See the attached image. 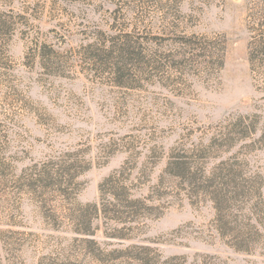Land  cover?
Listing matches in <instances>:
<instances>
[{
  "label": "rangeland",
  "instance_id": "obj_1",
  "mask_svg": "<svg viewBox=\"0 0 264 264\" xmlns=\"http://www.w3.org/2000/svg\"><path fill=\"white\" fill-rule=\"evenodd\" d=\"M255 4L0 0V264H264ZM192 33L225 36L221 71L178 61Z\"/></svg>",
  "mask_w": 264,
  "mask_h": 264
},
{
  "label": "trees",
  "instance_id": "obj_2",
  "mask_svg": "<svg viewBox=\"0 0 264 264\" xmlns=\"http://www.w3.org/2000/svg\"><path fill=\"white\" fill-rule=\"evenodd\" d=\"M249 20L251 24L249 26L250 40H249V62L251 64L252 72L257 73L261 81H264V0H257L254 9L249 14ZM183 33V32H182ZM87 46L93 47L95 43H89ZM180 46L182 51L179 53V62L185 66L190 65L199 69L200 71L210 74L213 72L221 71L226 62V53H227V40L225 36H218L216 38H208L205 35H197L192 33L191 35L182 34L180 38ZM132 46L129 45V49ZM52 48V47H51ZM53 49V48H52ZM128 46L122 45L118 46L114 42L112 47V53L118 51L122 56L125 51H128ZM191 163L188 160L176 159L172 160L168 164V169H171L172 174L175 176L182 175V173H188L190 170ZM226 163H221L224 165ZM231 169L227 170V183H232L233 188L237 191L240 188V183L229 177L232 175ZM54 175V174H53ZM51 176L52 179H56L54 176ZM118 177L111 175L106 182L113 181L117 182ZM104 183L101 185V191ZM125 189V188H124ZM226 188L215 189L213 192V200L221 205L225 202V193ZM112 194V193H111ZM113 198L116 199L117 194H112ZM126 206L127 210L129 209V214H131V221H136L137 217H140L139 210L144 207L146 204L144 200L139 198H134L133 194L130 192L126 193ZM95 209L100 213V208L95 205ZM129 229H133L130 227ZM123 237V236H118Z\"/></svg>",
  "mask_w": 264,
  "mask_h": 264
}]
</instances>
